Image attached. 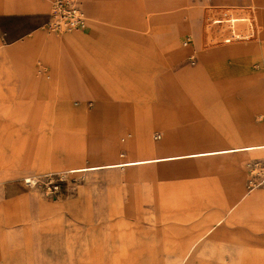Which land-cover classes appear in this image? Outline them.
Returning a JSON list of instances; mask_svg holds the SVG:
<instances>
[{
	"label": "rangeland",
	"instance_id": "obj_1",
	"mask_svg": "<svg viewBox=\"0 0 264 264\" xmlns=\"http://www.w3.org/2000/svg\"><path fill=\"white\" fill-rule=\"evenodd\" d=\"M79 1L92 19L88 27L52 32L46 23L54 0H0V125H5L0 127V264H52V236L79 239L72 247L85 250L84 264H196L187 261L191 238L220 215L224 235L241 229L242 235L252 236L253 256L264 261V148L159 160L264 146V87L246 98L237 86L212 81L202 58L212 48L257 42L256 14L264 12V0ZM108 2L124 11L134 3L143 26L88 8ZM42 3L46 9L41 14ZM196 8L204 11L196 18L204 19V29L192 26L191 10ZM111 10L116 12L113 6ZM173 11L178 13L177 27L155 19ZM233 17L243 20L236 27L232 22L212 24ZM107 26L147 39L137 48L140 58L132 59L141 63L135 68L141 80L127 86L112 80L114 91L101 89L110 103L127 102L146 111L134 123L94 122L92 115L104 100L96 90L89 87L72 95L71 81L60 80L44 91L38 86L53 82L57 73L36 58L35 67L43 73L31 74L21 58L22 47L36 34L60 39ZM233 29L249 38L231 42ZM175 35L174 44L169 43L167 38ZM126 61L130 59L96 46L83 48L81 60L87 72L95 65L101 75L131 77L120 68ZM192 71L195 84L189 79ZM171 85L178 95L171 93ZM71 111H82L81 117ZM140 125L149 127L146 138L154 144L147 151L128 145ZM137 159L150 162L107 167ZM97 166L102 168L78 169ZM209 236L195 239L198 255L205 254L203 264L248 250L243 245L234 249L220 237L210 242ZM62 264H68L66 259Z\"/></svg>",
	"mask_w": 264,
	"mask_h": 264
},
{
	"label": "crops",
	"instance_id": "obj_2",
	"mask_svg": "<svg viewBox=\"0 0 264 264\" xmlns=\"http://www.w3.org/2000/svg\"><path fill=\"white\" fill-rule=\"evenodd\" d=\"M110 1V0H109ZM241 1V0H238ZM115 8L116 12H112L111 10ZM88 8L92 11H97L105 13L106 15H110L118 19V21L129 23L131 26L142 27L143 22L140 20L143 16L142 13L138 12L135 8L133 3L129 4L128 11L127 10H119L118 4H112L108 2V4H104L98 6L96 4H89ZM22 9V8H21ZM46 4H40V12L41 14L45 11ZM166 9V8H165ZM197 11L191 10L193 15L194 21L192 23L193 28H200L204 29V19L198 21L196 18H201L204 14L202 8H196ZM87 13V12H86ZM88 15V14H87ZM258 16V26H259V39L257 42L255 41L249 47H245L242 44H233L222 46L219 48H212L208 50L206 53L203 54V63L205 72L209 75V78L212 81H224L225 85L232 87H238L239 90L242 91L244 97L253 98L254 91L260 92L263 90V84L261 83L264 79V19L261 16H264V12L260 16ZM89 16V15H88ZM178 13L176 11L166 13L164 15L155 17L156 20L163 21L165 23H172L174 22L175 26H178ZM90 22L92 21L91 17L89 16ZM152 19V18H151ZM149 19V20H151ZM243 19L242 17H233V18H218L214 19L213 25L216 24H224L226 22H232L233 26L236 27L237 22H241ZM254 21V19H253ZM90 24V23H89ZM253 26V22H252ZM208 27V26H207ZM209 26L208 28H210ZM253 30L249 31V34L253 33ZM248 33H239L237 30H232L230 34V41L237 42L242 39L249 38ZM176 39L175 36H170L167 38L169 43L174 44ZM228 41V40H226ZM147 42V39L143 36L135 35L134 33H129L121 30H115L110 28V26L99 28L89 35H79V34H68L64 35L60 39L55 38H48L42 34H36L34 37L28 41L21 50V58L23 63L28 66V72L31 74H42L43 69L41 67H35V59L36 61H47L51 65V71L57 73L58 76H54L53 82L50 84L45 83L38 86V88L43 89L44 91L47 90V86H52L57 83L63 81H71L72 83V95H82L87 91L90 87L91 89L96 90L98 96L104 99L100 104L97 105L95 112L92 115V120L95 122H107V123H134L138 119L139 116L144 114V109L142 107L135 106L133 104L127 102H112L106 101V97L102 92V87L106 89L114 91V86L112 84V80H121L126 83V86L129 84L128 82L135 83L134 81H140L139 76H136L135 70L136 67L140 66L137 64L138 61H132V59L140 58L142 54L138 51V46H143V43ZM127 43L129 46L125 48L123 45ZM229 43V42H226ZM101 45V46H99ZM123 45L124 47H122ZM98 49L99 47H106L111 50L112 53H117V55L121 57H125L130 59V61H126L125 64H121L124 72L131 75L127 77H108L106 75H101V70L97 68L95 65L90 67L88 72L85 67L82 66V52L83 48L85 47H95ZM130 49V51L128 50ZM135 48V51H134ZM122 49L126 50L122 51ZM61 55L59 61L58 56ZM29 57V58H26ZM57 58V59H56ZM137 65V66H136ZM59 66V68H57ZM131 69L133 73H131ZM86 71V73H85ZM87 74V76L83 74ZM192 84L194 83L195 77H197L196 72H189ZM34 74V75H35ZM133 74V75H132ZM196 89V86H193ZM198 88V87H197ZM102 89V90H101ZM169 90L174 95H178L179 89L175 85H171ZM100 92V93H99ZM113 93V92H112ZM114 95V94H112ZM72 114H78L81 117L82 111H71ZM142 120V119H141ZM139 121V120H138ZM5 126V125H0ZM137 136L136 139L131 141L128 145L129 147H134V145H141V147L145 146L146 151L150 149L151 146L154 144L146 138V131L149 128L148 126L140 125L138 126ZM147 128V129H146ZM261 148H264L262 145H248L243 147H234V148H227V149H217V150H210L205 152H197V153H189L183 156H174V157H167V158H159V160H174V159H182V158H192L198 156H210V155H219V154H228L235 151H257ZM4 158L0 157V168L3 166ZM148 159H137V160H128L125 162L119 163H112L107 165L110 168H118V167H127V166H137L140 164L148 163ZM153 162V161H151ZM43 165V163H41ZM102 168L101 166L97 167H90V168H78L83 170H92V169H99ZM28 179V177L26 178ZM237 196H233L230 200L235 202ZM31 200L36 202L38 205L40 203L37 199H35L32 195H30ZM232 209V208H231ZM230 209V210H231ZM229 210V209H228ZM224 215L217 216L214 220L205 222L203 228L194 235L191 240L194 241L192 244L191 252H189L187 261H193L199 264H203L205 254L198 255L197 243L199 241L200 236L206 237L209 236L210 242L213 241L215 238L220 237L226 240L227 242L234 244L233 248L236 249L238 246H242L243 248H248L245 255L240 254H231L225 253L219 259H215L212 261H208V264H264V261L257 259L256 256H253L254 252H257L255 247L249 245L250 237L252 236H244L240 232L242 231L237 230L231 234H225V227L222 226ZM3 221L0 220V229L2 226ZM221 226V227H220ZM219 227V228H218ZM1 232V230H0ZM224 235V236H223ZM71 236H66L64 238L60 236H52L50 240V249H51V257H52V264H62L64 260L68 262V264H84L83 257L85 256V250L81 248L72 247V242H76L79 239L70 238ZM196 239V241H195ZM206 246H204L205 248ZM203 248V249H204ZM191 258V259H190ZM78 259V260H77ZM226 260V262H225ZM79 261V262H77ZM75 262V263H74Z\"/></svg>",
	"mask_w": 264,
	"mask_h": 264
},
{
	"label": "built area",
	"instance_id": "obj_3",
	"mask_svg": "<svg viewBox=\"0 0 264 264\" xmlns=\"http://www.w3.org/2000/svg\"><path fill=\"white\" fill-rule=\"evenodd\" d=\"M89 23V16L79 0H54L46 26L52 32H62L84 30ZM28 183L33 184L30 180ZM54 188L57 190L58 186H54Z\"/></svg>",
	"mask_w": 264,
	"mask_h": 264
},
{
	"label": "bare ground",
	"instance_id": "obj_4",
	"mask_svg": "<svg viewBox=\"0 0 264 264\" xmlns=\"http://www.w3.org/2000/svg\"><path fill=\"white\" fill-rule=\"evenodd\" d=\"M29 180L32 181V178H28V179H26L27 182H28ZM190 259H191V258H190Z\"/></svg>",
	"mask_w": 264,
	"mask_h": 264
}]
</instances>
